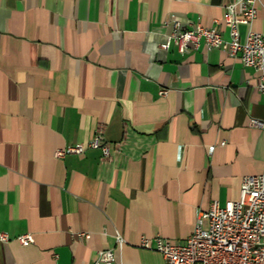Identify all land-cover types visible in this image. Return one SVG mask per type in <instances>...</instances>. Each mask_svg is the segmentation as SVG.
I'll use <instances>...</instances> for the list:
<instances>
[{
	"label": "crops",
	"instance_id": "crops-1",
	"mask_svg": "<svg viewBox=\"0 0 264 264\" xmlns=\"http://www.w3.org/2000/svg\"><path fill=\"white\" fill-rule=\"evenodd\" d=\"M233 1L0 0V264H95L108 249L166 264L144 237L184 243L199 210L264 173L259 74L204 44L165 48L174 19L228 40ZM249 28L264 30V0L241 42ZM98 130L108 158L55 156Z\"/></svg>",
	"mask_w": 264,
	"mask_h": 264
},
{
	"label": "built area",
	"instance_id": "built-area-1",
	"mask_svg": "<svg viewBox=\"0 0 264 264\" xmlns=\"http://www.w3.org/2000/svg\"><path fill=\"white\" fill-rule=\"evenodd\" d=\"M260 0H235L224 8L223 24L229 30V39L223 37L219 28L195 26L181 30L177 19L173 20V33L168 37L165 48L171 42L178 51L185 53L197 50L204 44L207 50L221 49L232 57L239 56L242 64L259 74L258 90L264 93V30L248 29L243 42L238 27H250L257 17ZM218 22V21H217ZM167 90H161L165 95ZM250 126L264 130V121L250 120ZM87 149L100 150L104 158L110 155L109 145L98 130L86 143H77L56 151L57 158L81 155ZM79 237L90 238L80 233ZM17 240L23 245L34 242L31 234L21 235ZM0 241H8L0 234ZM123 238L116 236L119 247ZM141 247L159 252L166 264H264V173L245 176L240 186V196L221 207L214 203L208 210H199L193 230L184 243H172L160 236L144 237ZM95 264H115L113 249L99 252Z\"/></svg>",
	"mask_w": 264,
	"mask_h": 264
}]
</instances>
